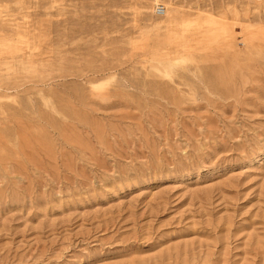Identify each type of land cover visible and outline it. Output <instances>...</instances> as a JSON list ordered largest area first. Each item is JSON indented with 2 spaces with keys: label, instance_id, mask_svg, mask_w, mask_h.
Returning <instances> with one entry per match:
<instances>
[{
  "label": "rangeland",
  "instance_id": "obj_1",
  "mask_svg": "<svg viewBox=\"0 0 264 264\" xmlns=\"http://www.w3.org/2000/svg\"><path fill=\"white\" fill-rule=\"evenodd\" d=\"M0 264H264V0H0Z\"/></svg>",
  "mask_w": 264,
  "mask_h": 264
},
{
  "label": "built area",
  "instance_id": "obj_2",
  "mask_svg": "<svg viewBox=\"0 0 264 264\" xmlns=\"http://www.w3.org/2000/svg\"><path fill=\"white\" fill-rule=\"evenodd\" d=\"M157 14H159V15L163 14V8L158 7L157 8Z\"/></svg>",
  "mask_w": 264,
  "mask_h": 264
}]
</instances>
